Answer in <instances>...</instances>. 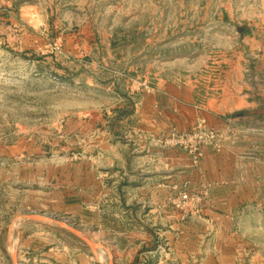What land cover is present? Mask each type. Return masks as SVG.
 <instances>
[{
  "label": "rangeland",
  "instance_id": "374dc122",
  "mask_svg": "<svg viewBox=\"0 0 264 264\" xmlns=\"http://www.w3.org/2000/svg\"><path fill=\"white\" fill-rule=\"evenodd\" d=\"M0 264H264V0H0Z\"/></svg>",
  "mask_w": 264,
  "mask_h": 264
},
{
  "label": "crops",
  "instance_id": "0c3cea01",
  "mask_svg": "<svg viewBox=\"0 0 264 264\" xmlns=\"http://www.w3.org/2000/svg\"><path fill=\"white\" fill-rule=\"evenodd\" d=\"M171 90V89H170ZM168 91L169 92V94H170V97H168V96H164L165 98H168L169 100H171V102H172V97H171V94H172V91ZM162 94H163V92H162ZM163 97V96H162ZM172 107V106H171ZM170 159H171V164H170V172H172V173H174L177 169H178V166L176 165L175 166V164L173 165V161H175V157H173L172 155L170 156ZM150 178V177H149ZM147 180H148V177H144V178H142V181L140 182V184L142 185V187H144V188H150V184H148L147 183ZM155 184V188L156 189H162V182L161 181H159V182H155L154 183ZM158 186V187H157ZM153 204H154V206L156 207L157 206V199H154V202H153ZM147 234H151L149 231L148 232H146Z\"/></svg>",
  "mask_w": 264,
  "mask_h": 264
},
{
  "label": "water",
  "instance_id": "95a60500",
  "mask_svg": "<svg viewBox=\"0 0 264 264\" xmlns=\"http://www.w3.org/2000/svg\"><path fill=\"white\" fill-rule=\"evenodd\" d=\"M24 217L28 218V219H43L44 217H38V216H34V215H24ZM58 224L63 225L64 223L60 222V221H56ZM69 228V227H68ZM70 230H72L76 235H78L82 240H84L86 243H88L91 247L96 248V244L91 242L88 238H86L84 235H82L80 232L69 228Z\"/></svg>",
  "mask_w": 264,
  "mask_h": 264
}]
</instances>
